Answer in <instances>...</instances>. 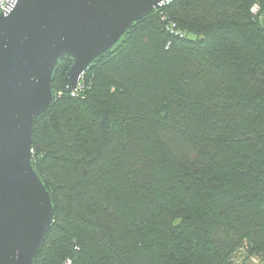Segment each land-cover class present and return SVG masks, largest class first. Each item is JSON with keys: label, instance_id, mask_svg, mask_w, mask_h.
<instances>
[{"label": "trees", "instance_id": "obj_1", "mask_svg": "<svg viewBox=\"0 0 264 264\" xmlns=\"http://www.w3.org/2000/svg\"><path fill=\"white\" fill-rule=\"evenodd\" d=\"M72 64L58 61L55 99L34 123L55 215L32 264L264 256V0H171L75 95Z\"/></svg>", "mask_w": 264, "mask_h": 264}, {"label": "water", "instance_id": "obj_2", "mask_svg": "<svg viewBox=\"0 0 264 264\" xmlns=\"http://www.w3.org/2000/svg\"><path fill=\"white\" fill-rule=\"evenodd\" d=\"M170 0H15L0 12V264H32L54 221L32 162L34 123L53 103L61 57L66 92L144 16Z\"/></svg>", "mask_w": 264, "mask_h": 264}, {"label": "rangeland", "instance_id": "obj_3", "mask_svg": "<svg viewBox=\"0 0 264 264\" xmlns=\"http://www.w3.org/2000/svg\"><path fill=\"white\" fill-rule=\"evenodd\" d=\"M235 258L239 262L244 261L245 264H264V256L261 255L248 256L246 250L243 248L237 252Z\"/></svg>", "mask_w": 264, "mask_h": 264}, {"label": "built area", "instance_id": "obj_4", "mask_svg": "<svg viewBox=\"0 0 264 264\" xmlns=\"http://www.w3.org/2000/svg\"><path fill=\"white\" fill-rule=\"evenodd\" d=\"M13 1H15V0H0V12L8 10L10 8L11 4L13 3ZM254 8L256 10V7H254ZM175 26H176L175 23H171L170 28L175 29L176 28ZM83 77H84V75L82 76L77 89L75 91L71 92L73 95H75L77 92H79L83 89V87H84ZM65 264H71V260H67L65 262Z\"/></svg>", "mask_w": 264, "mask_h": 264}]
</instances>
